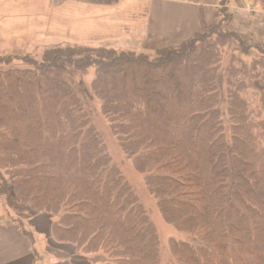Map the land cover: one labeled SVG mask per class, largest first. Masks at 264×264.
Listing matches in <instances>:
<instances>
[{"label":"trees","instance_id":"obj_1","mask_svg":"<svg viewBox=\"0 0 264 264\" xmlns=\"http://www.w3.org/2000/svg\"><path fill=\"white\" fill-rule=\"evenodd\" d=\"M227 2L179 45L0 56V196L27 237L24 220L44 213L77 264H264V46L226 27ZM94 99L183 235L168 258L94 125Z\"/></svg>","mask_w":264,"mask_h":264},{"label":"crops","instance_id":"obj_2","mask_svg":"<svg viewBox=\"0 0 264 264\" xmlns=\"http://www.w3.org/2000/svg\"><path fill=\"white\" fill-rule=\"evenodd\" d=\"M0 0V22L12 23L16 16L34 17L36 0ZM47 6L62 9L69 4L77 9V22L114 17L123 24L126 43L136 44V51H152L155 47L179 45L200 31L202 22L217 20L221 0H48ZM23 5V6H24ZM229 19L226 27L245 40L264 46V9L254 0H228ZM82 11V12H80ZM120 12V15L118 14ZM111 17V18H110ZM130 40L129 42H127ZM124 42V43H125ZM83 43V42H82ZM131 50V49H130ZM27 237L19 225L0 214V264H77L79 250L75 244L59 242L53 235V221L43 213L27 222ZM30 223V225H29ZM30 228H29V227ZM29 228V229H28ZM53 249L57 250L53 251ZM58 254V255H57Z\"/></svg>","mask_w":264,"mask_h":264},{"label":"rangeland","instance_id":"obj_3","mask_svg":"<svg viewBox=\"0 0 264 264\" xmlns=\"http://www.w3.org/2000/svg\"><path fill=\"white\" fill-rule=\"evenodd\" d=\"M47 1L36 0V9L39 13L34 17L26 18L24 15H21L19 17L16 16V19L12 23L10 21L0 22V56L19 54L40 59L45 48L54 45L107 47L118 51L133 50L134 45V47L139 46L138 43L129 44L125 42L126 38L129 39V35L125 34L124 29H122L124 25L119 22L117 17H114L115 15L111 16L113 17H110L111 19L104 17L94 21L89 16L90 12L87 11L88 17L84 19V22L82 20L77 22L78 16L75 5L69 4L59 10L47 6ZM24 3L25 0L20 6L23 12L28 9V6L24 5ZM118 14L120 15V12ZM92 78L93 70L90 69L86 75V79L91 81ZM90 107L92 109L94 125L105 143L107 152L148 212L160 238L162 256L164 259L168 258L170 256V239L182 238L183 235L163 218L157 199L151 194L146 185L144 175L135 168L132 160L122 150L118 137L113 132L108 119L102 112L100 101L98 99L92 100ZM6 185L8 189L11 188L9 183H6ZM30 212L34 214L36 211L30 209ZM0 214L4 216L5 220L19 225L16 221V214L7 208L4 196H0ZM37 214L41 213H35L34 216ZM30 220H24L25 226L26 224L28 225L27 222ZM52 250L56 251L55 253H60L53 249V247Z\"/></svg>","mask_w":264,"mask_h":264}]
</instances>
